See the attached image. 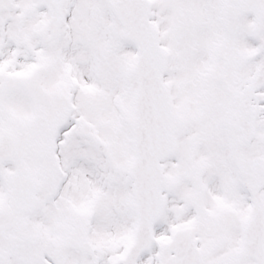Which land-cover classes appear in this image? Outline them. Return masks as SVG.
<instances>
[{
  "label": "snow or ice",
  "instance_id": "snow-or-ice-1",
  "mask_svg": "<svg viewBox=\"0 0 264 264\" xmlns=\"http://www.w3.org/2000/svg\"><path fill=\"white\" fill-rule=\"evenodd\" d=\"M0 264H264V0H0Z\"/></svg>",
  "mask_w": 264,
  "mask_h": 264
}]
</instances>
